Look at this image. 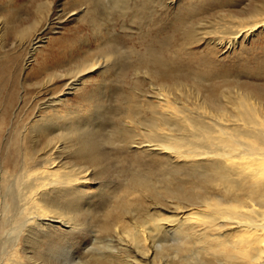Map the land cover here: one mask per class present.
<instances>
[{"label":"bare ground","instance_id":"6f19581e","mask_svg":"<svg viewBox=\"0 0 264 264\" xmlns=\"http://www.w3.org/2000/svg\"><path fill=\"white\" fill-rule=\"evenodd\" d=\"M130 1L91 0L84 8L83 19L104 26L95 37L97 52L65 75L51 72L29 120L0 65V228L11 226L0 231V264H157L171 243L181 257L195 254V264H264V99L243 90H226L216 99L206 84L221 75L202 69L203 53L193 48L204 44L212 57L264 32V0L251 6L253 0H193L175 19L171 38L148 45L135 64L117 73L120 88L112 83L115 105L109 107V82L102 84L103 97L90 82L98 71L110 75L121 52L107 27L108 10L143 28L154 5L165 0ZM49 7L48 1L38 4V13ZM214 11H220L217 24L194 30L195 13ZM5 26L0 23V41ZM179 31L183 43L172 56ZM43 41L37 36L29 44L23 67L35 62ZM259 68L246 66L244 75L264 80ZM183 73L192 75L191 83L178 78ZM170 74L175 78L168 82ZM57 80L63 81L58 93ZM112 161L120 167L108 181L102 176ZM129 218L136 221L126 223ZM93 223L95 243L86 260H77L73 250Z\"/></svg>","mask_w":264,"mask_h":264},{"label":"rangeland","instance_id":"374dc122","mask_svg":"<svg viewBox=\"0 0 264 264\" xmlns=\"http://www.w3.org/2000/svg\"><path fill=\"white\" fill-rule=\"evenodd\" d=\"M47 1L50 3V7L48 9L45 8L46 10L44 9L43 12L38 13V4ZM76 1L77 0H0V23L6 25L3 39L0 41V65H3L4 67L6 65L7 71L5 70L4 77L8 80V83L10 82V85L14 86L13 89L16 94L15 103L18 106V102H23H21V104L24 110L23 118L25 120H29L33 114L37 112L38 108H35L33 99L34 97L39 96L37 93L40 90V86L45 83L51 72H58L63 75L67 74V71H69L73 65H76L87 58L92 51H96V48L100 43L95 37L98 36L99 31L104 29V26L97 27L95 25L96 22H91V18L83 19V15L86 13L84 8L91 5V0H82V3ZM134 1L135 0H131L130 5H132ZM256 1L258 0L251 1L250 6L262 3V1H258L259 3ZM192 3H194L193 0H165L161 5H154L153 10L149 13L150 15L147 19L148 22H145L146 24L143 28H141L140 25L131 23L129 20H126L124 23L119 21L117 19L118 12L115 10H108L107 27H109L111 39L116 42L118 47H120L121 52L116 60V66L113 68L114 71L111 70L108 73L110 75L106 76L103 75L102 71H98L96 74L92 75V78L90 79L92 85L95 83L97 84V90H102V95L99 97H103L105 92V88L102 84L104 82L108 84L109 82L111 90L107 89L109 90L107 92L109 94H105L107 95V101H105L107 106L113 107L115 105L113 102H115L114 97L116 94L113 91V86L115 85L120 88V84L116 83L115 78L121 80V78H118L119 74H121L127 66L132 65V63L135 64L134 59L141 55V53L143 54L147 50L148 45L152 47L155 44L154 46H156L157 44L159 45L161 41L171 38L173 35L172 33H174L175 19L180 17V15L182 16V13L184 12L183 7H188ZM98 5L100 4L98 3ZM238 12L241 15L243 14L241 11ZM96 15H102V8L97 10ZM219 16L220 11H214L211 13L198 12L194 14L193 21L190 23L194 25V30H199V28L205 26L210 27L212 24H217L220 21ZM103 23L106 24L104 19ZM31 25L34 26V29H31L29 35L23 37L18 34L20 30H26L28 27L30 28ZM184 35V31H179L175 34L172 50H170L172 52L171 55L174 53L172 56H175L176 51L179 50L180 45L183 43L181 41L183 40ZM37 36L43 37L44 41L35 62L26 69L23 66L30 48L29 44H31ZM193 48L194 50L203 53H201V57L198 58L201 61H204L201 63L202 69H211L221 75L215 81L206 84L208 93L214 95L216 99H219L221 93L226 90L259 92L264 99V80L252 75H244V68H246V66L251 70H256L255 67H264V32H257V34H253L248 41H245L240 45L237 44L228 52L219 53L212 57L208 55L206 45L204 44L194 46ZM57 51L62 54H58ZM96 52L94 57H98L100 54ZM50 53L54 54L51 55ZM207 55L209 58L211 57L209 60L210 62L208 61L209 63L206 62L205 56ZM180 57L183 56L180 55ZM115 69H117V72H115ZM117 73H119L118 77ZM167 76L165 77V80L168 82L175 78V75L173 74ZM129 78L131 79L132 75ZM129 78L126 81L131 85L132 81ZM178 78L183 79L188 83L192 82V75L186 73H183L182 76H179ZM62 82L63 81L60 80L56 81V92L62 91ZM112 83L114 85H112ZM143 84L140 85L141 88L147 89L149 82L145 81ZM126 87L130 89L128 85H126L125 88ZM127 88L126 90H128ZM49 90H51V92L54 91V87L48 88V91ZM18 95L20 96V101ZM50 96L47 98L49 99ZM77 98L76 95L68 97L73 104L77 103ZM107 130L109 131L110 128L108 127ZM106 146L104 149L114 156L112 147L109 145ZM131 152L127 154L133 156L135 153ZM66 158L65 162L70 163L73 161L71 158L70 160L69 157ZM78 163L79 162H77V164ZM111 163V166L106 170L107 172L102 177H105L104 179L108 181H115L116 178L114 174L116 169L120 166L117 162L112 161ZM144 163L145 166L147 163L149 164L148 157L144 159ZM126 166L133 169V166H130V160L126 161ZM95 200L92 203V212L96 215L100 212L99 206L101 199L97 197ZM142 204L145 206L147 204L148 206L151 202ZM158 211H160V209H158ZM130 220L131 222L136 221L135 219L132 220L129 218V221L126 220V223L130 222ZM138 223L140 224V222ZM125 226L121 225V231H123L122 227ZM91 227H95L94 223L90 224L89 228L86 227L83 230V240L82 242L78 240L81 244H78L73 250V257L77 260H80V258L81 260H86V250L93 247L95 243L94 238L97 234L95 235V233H93L95 228L93 229ZM99 228L101 231H104L101 229L103 228L102 226H99ZM10 230L11 226L7 224L5 227H2V229L0 228V231ZM104 233L98 234V237L100 236L103 238V236H107V234ZM112 237L113 236L111 235L110 238ZM114 243L116 244V242ZM172 244L174 245L173 247L166 248V252L158 255L157 264H185V262L187 264H195L198 262L195 260V254H188V256L181 257L184 254L176 253L174 251V247H176L175 243H171V245Z\"/></svg>","mask_w":264,"mask_h":264}]
</instances>
